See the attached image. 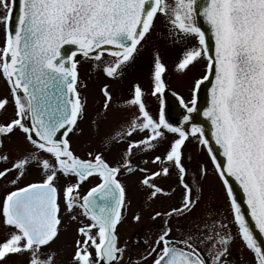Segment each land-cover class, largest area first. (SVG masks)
Returning <instances> with one entry per match:
<instances>
[{"label": "snow or ice", "instance_id": "snow-or-ice-1", "mask_svg": "<svg viewBox=\"0 0 264 264\" xmlns=\"http://www.w3.org/2000/svg\"><path fill=\"white\" fill-rule=\"evenodd\" d=\"M157 14L168 20L172 35L198 41V47L185 51L178 69L206 59L205 75L195 81L190 105L178 98L187 114L174 126L165 118L161 97L159 116L154 118L143 102L141 87L134 85L125 103L136 108L138 115L133 112L114 136L106 138L110 144H125L117 164H110L100 152L89 151L87 159L75 155L68 137L78 127L85 107L78 91L77 53L93 60L106 77L115 78L134 60ZM0 26L4 29L0 77L9 86L15 112L14 118L0 123V147L17 130L31 146L11 161V167L0 170V178L15 171L10 181L15 185L33 164L44 173L39 182L17 187L0 199V225L9 229L8 237L0 241V264L10 255L24 256V264H55L56 252L44 249L58 238L62 224L61 190L56 184L60 174L76 179L62 189L70 221L79 219L80 223L76 229L80 238L74 241L69 264H123L125 248L119 246L116 230L123 218L126 190L119 175L140 173L139 183L150 198H156L167 193L155 180L171 175L172 169L178 172L182 200L169 211L154 214L153 219L164 217L160 233L145 254L128 264H144L149 259L152 264H229L234 238L227 223L197 221L182 239L170 237V218L191 214L199 203L193 198L199 186L186 182L182 146L189 137L209 145L204 128L192 122L190 114L197 112V90L210 76L214 79L203 116L211 123V138L223 160L218 161L210 146L208 152L226 190L238 235L256 264H264V243L258 242L246 219L250 216L254 228L264 235V0H174L172 4L166 0H0ZM208 31L214 54L206 42ZM64 45L76 46L75 51L62 54ZM105 53L112 58L108 62ZM164 71L157 54L152 72L154 96L165 91ZM101 92L107 110L112 100L109 85L104 84ZM8 104L7 97L0 98V110ZM138 133L147 136L133 139ZM166 133L175 138L163 153L150 156L140 166L135 149L141 155L154 152ZM8 160L7 155H0V161ZM93 176L100 182L81 197V182ZM231 178L242 190L247 212ZM78 208L82 211L73 214ZM133 219L140 217L137 214Z\"/></svg>", "mask_w": 264, "mask_h": 264}, {"label": "rangeland", "instance_id": "rangeland-1", "mask_svg": "<svg viewBox=\"0 0 264 264\" xmlns=\"http://www.w3.org/2000/svg\"><path fill=\"white\" fill-rule=\"evenodd\" d=\"M166 2L172 4L174 0H166ZM170 29L171 25L168 20L163 15L157 14L150 33L147 35L146 39L143 40L142 45L138 47V51L134 55V61L125 75L124 84L120 82L110 84L109 89L112 92L113 98L107 110L100 107L102 98L97 90L102 80H97L100 75V73L97 72L98 70H96V72L92 70L95 68L94 61H84L81 57L76 59L79 61L78 66L80 71L83 73L89 71V73L87 72L85 74V79L87 78L88 83L83 90L86 96L84 101H86L87 116L85 115L86 117L78 125V128L69 134L71 148L75 155L88 157L87 153L89 151L93 153L101 151L106 159H109V151L121 152L123 145L120 142L110 144L106 142V138L114 136L130 119L132 113L136 112L135 108L131 106L125 109V105L121 100L127 99L128 97V89L130 88L128 85L130 84L128 83L129 81L132 82L137 78H143L147 81L150 80L151 72L154 67V59L157 54L165 66V71L163 73L166 82L165 86L170 92L176 93L190 105L189 93L195 81L200 79L205 72V58L198 59L186 70L178 69L177 65L183 58L185 51L192 47H198L199 45L198 41L191 36L178 38L172 35ZM108 61L109 60L105 58V62ZM91 71L93 74L90 73ZM89 75L90 77H88ZM3 97L9 99V104L6 109L0 110V123L14 118L9 94L2 82H0V98ZM147 100L150 101L151 99ZM96 101H98L97 105ZM147 108L150 114L155 113L156 102L153 107L147 106ZM93 119H95V122ZM165 142V140L162 141V151L167 144V142ZM29 150H31V146L25 141L23 134L19 130L14 132L10 138H6L3 141L0 155H7L9 160L0 161V170H3L5 167H11V161H15L18 157H22ZM185 151L186 155L191 157V159L190 157L186 159L189 165L191 163L192 170L189 175L192 180H190L192 184L195 182L200 189L199 193H196L194 190L193 195L196 199H199V203L191 214L183 217L173 216L170 218L171 227L175 224L181 227V230L174 233L172 238L177 240L182 239L183 234L188 232L190 228L194 230L197 221L207 220L210 223L211 220H219L229 224V229L234 238L231 241L229 264H256L254 254L243 245L238 235L237 226L234 224L228 201L216 177L212 172L208 174L207 171L203 172L202 165H197L198 161H200V156L198 154V149L192 141L188 142ZM153 168L154 167H151V169ZM16 175L17 173L13 171L9 173L6 178H0V199L4 196L2 193L9 189V187L20 186L34 181L38 182L43 178L44 173L42 169L37 168L33 164L26 168L24 175L13 185L10 181ZM139 176V174H134L126 179V182H128L131 207L128 217L124 219L118 229V233L122 240L120 243L121 246L126 244L127 232L134 229H143L144 232L153 229L157 222L161 223V221L164 220L163 216L153 219L154 214L156 212L165 213L172 207L178 206L181 201L182 189L177 186L174 176L162 177L160 180L157 179V184L167 192V195H158L156 198H150L148 192L146 195L144 192L145 189L135 187L134 184L139 180ZM65 182L67 184L75 183L74 179L68 176V178L65 179L58 178L56 184H62V186H64ZM85 186H87V184H85L84 187ZM135 212H138L140 217L139 221L132 219L131 215ZM61 219H64L62 224L63 229L59 233L58 238L51 243L49 250L56 252L55 264H69L73 250L72 242L76 237L74 230L77 226H80V223L79 219L76 222L70 221L67 213L64 214V218L62 216ZM8 233L7 228L0 225V241L5 240L8 237ZM127 249L126 246V254L128 253ZM135 254H141V251H135ZM24 260V256L10 255L8 259L4 261V264H24Z\"/></svg>", "mask_w": 264, "mask_h": 264}, {"label": "flooded vegetation", "instance_id": "flooded-vegetation-1", "mask_svg": "<svg viewBox=\"0 0 264 264\" xmlns=\"http://www.w3.org/2000/svg\"><path fill=\"white\" fill-rule=\"evenodd\" d=\"M3 41H4V29H3V27L2 26H0V46H2V44H3ZM105 58L107 59V60H111L112 58L110 57V56H108L107 54H105ZM84 59V58H83ZM134 61V60H133ZM132 61V62H133ZM132 62H130L125 68H123V70L121 71V73L119 74V75H117L115 78H108V77H106L104 74H103V72H102V68H97V67H95L94 69H92V70H94L95 72H96V70H98L97 72H99L100 73V75H99V77L97 78V80L99 79V81L100 80H102V82L100 83V85L98 86V90H97V92H98V94L101 96V98H102V101H101V104H100V107L101 108H103V100H104V97H103V94H102V92H101V89H102V87L104 86V84H108L109 85V88H110V84L111 83H114V82H120V83H123L124 82V78L126 77L125 75H126V73L128 72L127 70L130 68V66H131V64H132ZM93 63H95V62H93ZM77 70H78V81H79V83H78V91H79V93H80V98H81V101H82V103H84V105H85V107H84V112H83V115L81 116V118L78 120V125L81 123V121L87 116L86 115V101H84V99L86 98V96L84 95V92H83V90L86 88V86H87V83H88V81H87V78L85 79V74L88 72L89 73V71H87L86 73H83V72H81L80 71V69H79V66H78V68H77ZM84 71V70H83ZM152 72H153V70H152ZM152 72H151V77H150V80L149 81H147V80H144L143 78H137V79H134L132 82H128V83H130V84H128L129 85V89H128V91H129V94H128V97H127V99H129L130 98V95H131V91H132V88H133V86L134 85H139L140 87H141V89H142V91H143V102H144V104H145V106H146V109L148 110V108H147V106H154V104H155V102H156V108H155V113H152L151 115L154 117V118H158V116H159V112H160V107H161V105H160V99H161V97H162V94H157L156 96H154V95H152V88H153V78H152ZM90 73H92L93 74V72L91 71ZM95 76V75H94ZM88 77H90V75L88 76ZM162 78H163V80H164V83H166L165 82V77H164V75L162 74ZM0 82H2V84L4 85V87L6 88V90H7V92H8V94H9V98H10V103H11V105H12V110H13V116H14V114H15V112H14V104L11 102V96H10V90H9V86H8V84H7V82L5 81V79L3 78V77H0ZM124 84V83H123ZM165 88H167L166 86H165ZM168 89V88H167ZM109 91H110V93H111V96H112V98H113V95H112V92H111V90L109 89ZM126 98L125 99H123V100H121L123 103H124V105H125V109L127 108V107H130L129 105H127L126 103H125V101L127 100ZM147 99H151L150 101H148ZM98 100V99H97ZM154 102V103H153ZM97 103H98V101H96V105H97ZM151 108V107H150ZM105 110V109H104ZM135 110H136V114L138 115V111H137V109L135 108ZM99 111H100V108H99ZM101 112V111H100ZM86 115V116H85ZM96 116V115H95ZM97 117V116H96ZM94 120V122H95V119H93ZM78 128V127H77ZM146 136H147V133H138V134H136V135H134L133 136V139H143V138H146ZM175 137H174V134H172V133H166V139H164L166 142H167V144H168V142L169 141H171L172 139H174ZM190 141H192L193 143H194V145L196 146V148L198 149V154H199V156H200V161H198V164L197 165H199V166H203V169H202V171L203 172H206L207 171V174L208 173H210V172H212L213 174H214V176L216 177V179H217V181L219 182V184H220V186H221V188H222V191H223V193H224V190H223V187H222V185H221V183H220V181H219V178H218V176H217V174H216V172H215V170H214V168H213V166H212V162H211V158H210V156H209V154H208V151L206 150V148L204 147V145L203 144H201L200 142H199V140L197 139V138H194V137H189L187 140H186V142H185V144L182 146V152H183V162H184V165H185V167L187 168V170H188V176H187V181L186 182H188L190 185L192 184V182H191V180H192V178H190V173H191V163H190V165H189V163H188V161L186 160V159H188V157H190L189 155H186V151H185V148H186V145L188 144V142H190ZM165 142V143H166ZM122 145H123V147H125V144L123 143V142H120ZM166 144V145H167ZM123 147H122V149H123ZM161 148H162V142L161 143H159L158 144V147L155 149V151L154 152H149L148 154H146V155H141V153H140V149H135V152H136V155H137V157L139 158V161H140V166H143V161L144 160H149V158H150V156H153V155H156V154H161V153H163L164 152V150L162 151L161 150ZM110 153H109V159H106V157L104 156V154L100 151V153L102 154V156L104 157V159L106 160V161H108L110 164H112V165H116L117 164V162L120 160V155H121V152H112V151H109ZM120 153V154H119ZM77 156H79V157H81V158H84V159H87L88 157H82V156H80V155H77ZM190 159H191V157H190ZM201 163V164H200ZM148 167L149 168H151V167H154L153 168V170H155L156 169V167L157 166H153V165H151V164H149L148 165ZM198 167V166H197ZM135 174H139L140 176H139V180L142 178L141 177V174L140 173H135ZM132 175H134V174H128L127 172H122V174H120L119 175V179H120V181H121V183L124 185V187H125V190H126V201H125V207H124V211H123V218H122V221L119 223V225H118V227H117V230H116V233H117V237H118V243H119V246H121L120 245V243H121V238H120V235H119V233H118V229H119V226H120V224L124 221V219L125 218H127L128 217V215H129V212H130V205H131V200H130V198H129V193H128V182H126V179L128 178V177H130V176H132ZM60 177L59 178H63V179H65L66 177L63 175V174H60L59 175ZM171 176H174L175 178H176V183H177V186L180 188V189H182L181 188V186L179 185V181H178V172H177V170H175V169H172V171H171V175H169V177H171ZM168 177V176H167ZM162 177H160V178H157V179H161ZM163 178H166V177H163ZM157 179L155 180V183L157 184ZM191 179V180H190ZM139 180L137 181V182H135V187L136 188H140V189H145V187L144 186H142L140 183H139ZM190 180V181H189ZM93 181V182H92ZM39 182V181H38ZM61 182V181H60ZM62 182H64V181H62ZM75 182H76V180H75ZM90 182H92L91 184H89ZM100 181H99V177H97V176H93V177H89V178H87L85 181H83V182H81V184H80V188H79V195L82 197L83 195H85L86 193H87V191L90 189V188H92V187H94L97 183H99ZM33 183H35V182H33ZM167 183V182H166ZM28 183H26V184H23V185H20V186H11V187H9V189H7L6 191H4L3 193H2V195H6L7 194V192L8 191H12V190H14L15 188H17V187H24V186H26ZM85 184H87V186H85L84 187V185ZM61 185V186H60ZM60 185H58L57 184V187L61 190V212H60V216H61V218H62V216H63V218H64V214H66V210H65V207H64V204H63V200H62V189L65 187V186H67L68 184L65 182V185L64 186H62V184H60ZM145 194L147 193V190L145 189ZM167 193V192H166ZM182 193H183V189H182ZM147 195V194H146ZM224 196H225V193H224ZM3 198V197H2ZM193 198L194 199H196L194 196H193ZM180 200H182V195H181V198H180ZM82 210L81 209H77L76 210V213L75 214H77V213H79V212H81ZM167 212V211H166ZM138 214V212H135V213H132V219H133V217L135 216V215H137ZM80 219H83V220H85V222H89V221H87V218H84V217H80ZM64 220V219H63ZM63 220H62V224H63ZM162 223V224H161ZM161 223H158L157 222V224L154 226V228L153 229H150V230H148V231H146V232H144V230L143 229H141V230H136V229H134V230H131V231H129V232H127V234H126V246H127V250H128V253L126 254L125 252H124V257H125V259H124V257H123V264H128V262H129V260H132V261H136L137 259H139L140 258V256L141 255H143V254H145V252H146V249L150 246V245H152V244H154V242H155V240H156V237H157V235L160 233V230H161V228H162V226H163V220L161 221ZM62 224H61V226H60V232H61V230L63 229L62 228ZM79 226H77L76 227V229L78 228ZM76 229L74 230V232L76 233V237L74 238V240H73V242H72V244H73V246H74V241L76 240V239H79L80 238V236H79V234L77 233V231H76ZM181 230V227H178V224H175L174 226H172V232L170 233V237L172 238L173 236H174V233H177V231H180ZM7 231L9 232V229L7 228ZM59 232V233H60ZM144 232V233H143ZM145 241H147V243H145ZM51 245V244H50ZM50 245L48 246V248H46V249H44V252H48L49 251V247H50ZM121 246V247H124L125 249H126V246ZM141 251V254H135V251ZM73 251H74V247H73V250H72V253H73ZM92 251V253H93V256L95 255V253H94V249H92L91 250ZM72 253H71V256H72ZM71 256H70V259H71ZM144 264H152V262H151V259H149V260H147V261H145L144 262Z\"/></svg>", "mask_w": 264, "mask_h": 264}, {"label": "water", "instance_id": "water-1", "mask_svg": "<svg viewBox=\"0 0 264 264\" xmlns=\"http://www.w3.org/2000/svg\"><path fill=\"white\" fill-rule=\"evenodd\" d=\"M18 9V5H17ZM201 24H203V21H200ZM203 27L206 29L207 25H203ZM206 42L210 48L213 49L214 54V41L211 39V33L208 31ZM74 45H64L62 46V54L64 55H71L72 51H75ZM139 47V46H138ZM79 54V53H77ZM135 55V54H134ZM214 79V76H210L209 80L204 81L200 88L197 90V112L190 114L193 117V121L195 123L201 124L202 127L205 130L206 138L209 140V145L213 149V154L218 157L219 160H223V157L220 155L219 146L215 144L214 140L211 138V123L207 120L206 117L203 116V109L208 106L209 101V89L211 87V80ZM163 100H164V109H165V118L172 123L174 126H179V122L182 119V116L187 114L186 110L183 108V106L180 105L179 99L171 94L168 91H164L163 93ZM27 123H31L28 121ZM189 129L191 127V124L188 125ZM58 136L62 138V132L58 133ZM231 186L234 189V192L238 198V201L242 204V210L247 212V207L245 204H243V196H242V190L239 189L238 184L235 182L234 178H231ZM246 219H248L249 224L251 227H253L254 235L258 237V242L264 243V235L259 234L258 229L254 228V222L251 221L250 216H246Z\"/></svg>", "mask_w": 264, "mask_h": 264}, {"label": "bare ground", "instance_id": "bare-ground-1", "mask_svg": "<svg viewBox=\"0 0 264 264\" xmlns=\"http://www.w3.org/2000/svg\"><path fill=\"white\" fill-rule=\"evenodd\" d=\"M155 20V19H154Z\"/></svg>", "mask_w": 264, "mask_h": 264}]
</instances>
